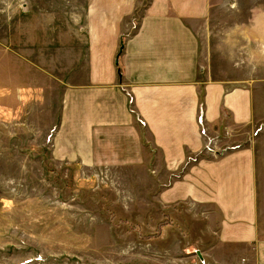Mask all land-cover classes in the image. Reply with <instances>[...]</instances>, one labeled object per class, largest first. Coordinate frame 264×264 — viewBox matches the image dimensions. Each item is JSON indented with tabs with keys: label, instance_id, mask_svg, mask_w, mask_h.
Instances as JSON below:
<instances>
[{
	"label": "crops",
	"instance_id": "crops-1",
	"mask_svg": "<svg viewBox=\"0 0 264 264\" xmlns=\"http://www.w3.org/2000/svg\"><path fill=\"white\" fill-rule=\"evenodd\" d=\"M142 1L91 0L54 156L95 170L151 162L160 206L200 209L201 261L264 264V139L239 142L264 132V9ZM237 12L247 19L226 25ZM64 44L58 29V64Z\"/></svg>",
	"mask_w": 264,
	"mask_h": 264
},
{
	"label": "rangeland",
	"instance_id": "rangeland-1",
	"mask_svg": "<svg viewBox=\"0 0 264 264\" xmlns=\"http://www.w3.org/2000/svg\"><path fill=\"white\" fill-rule=\"evenodd\" d=\"M90 2L0 0V264H207L197 256L208 229L200 209L195 218L188 205L160 206L151 162L95 170L54 156L72 42H86ZM227 5L259 12L264 0ZM252 137L264 132L239 142Z\"/></svg>",
	"mask_w": 264,
	"mask_h": 264
},
{
	"label": "water",
	"instance_id": "water-1",
	"mask_svg": "<svg viewBox=\"0 0 264 264\" xmlns=\"http://www.w3.org/2000/svg\"><path fill=\"white\" fill-rule=\"evenodd\" d=\"M118 64V62H116Z\"/></svg>",
	"mask_w": 264,
	"mask_h": 264
},
{
	"label": "built area",
	"instance_id": "built-area-1",
	"mask_svg": "<svg viewBox=\"0 0 264 264\" xmlns=\"http://www.w3.org/2000/svg\"><path fill=\"white\" fill-rule=\"evenodd\" d=\"M217 154V153H216Z\"/></svg>",
	"mask_w": 264,
	"mask_h": 264
}]
</instances>
